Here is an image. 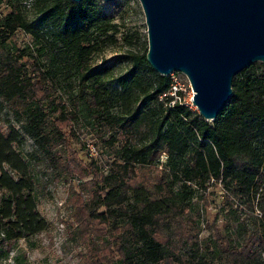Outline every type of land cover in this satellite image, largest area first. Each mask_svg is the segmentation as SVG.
I'll return each instance as SVG.
<instances>
[{
  "label": "trees",
  "instance_id": "1",
  "mask_svg": "<svg viewBox=\"0 0 264 264\" xmlns=\"http://www.w3.org/2000/svg\"><path fill=\"white\" fill-rule=\"evenodd\" d=\"M8 2L9 11L0 16V97L20 126L9 121L5 128L0 122V261L18 239L49 226L37 206L36 176L17 147L29 136L56 179L92 174L82 182L88 197L78 205L79 217L93 231L107 228L114 235L113 249L105 243L97 263L264 264V62L234 76L226 106L207 120L196 108L166 104L171 95L163 93L172 79L149 64L147 44L127 50L122 56L128 66L115 77L116 86L106 83L111 65H93L91 55L98 46L96 32L117 31V24L94 0H33L37 25L19 0ZM18 28L43 42L37 52L8 46ZM62 66L78 83L71 85L72 107L53 77ZM81 111L100 135L115 129L107 144L123 140L120 160L106 172L93 157L84 167L61 152L60 146L80 141L73 122ZM36 153L30 152L32 158ZM140 172L146 175L141 178ZM210 180L225 188L232 217V222L226 217L232 232L218 242L199 237L189 212L194 185L205 189ZM240 207L249 210L248 217L236 212Z\"/></svg>",
  "mask_w": 264,
  "mask_h": 264
},
{
  "label": "rangeland",
  "instance_id": "2",
  "mask_svg": "<svg viewBox=\"0 0 264 264\" xmlns=\"http://www.w3.org/2000/svg\"><path fill=\"white\" fill-rule=\"evenodd\" d=\"M94 1L101 14L111 16L112 21L117 24V31L109 30L104 34L96 32L98 46L91 55V62L93 65H111L104 75V79L109 86L115 87V77L124 72L128 66V61L123 60L122 55L129 49L143 50L146 44L148 45L145 14L139 0ZM19 2L25 7L28 19L37 25V13L33 0H19ZM9 9L8 0H2L0 16ZM46 29V27H42V30L46 32L45 37H50L52 32L46 31ZM128 35H131V41L127 39ZM7 44L14 50L31 47V50L37 52L43 42L35 39L32 34L22 28H18L7 39ZM43 60L49 68V60ZM56 64H60V61L57 60ZM54 70L56 73L53 77L58 92L64 96L68 107L74 106L75 98L72 97L70 89L71 85L78 84L75 76H72L67 66ZM76 92H78V86L74 89V93ZM184 95L190 99L188 92H185ZM193 107L197 109L196 106L193 105ZM9 121L20 126V122L11 113L9 105L0 97V122L7 128ZM73 125L80 141L71 140L66 148L60 146L63 156L72 155L75 162L84 167L88 166L90 157H93L104 172L108 171L112 161L120 160L119 149L122 148L123 140H116L112 144L106 143L110 134L115 132L114 128L100 135L90 124L89 118L85 117L84 111L79 113V119L75 120ZM17 147L29 160L36 176L38 181L37 206L49 220V226L39 233L18 239L10 251L1 258L0 264H100L97 263L98 252H104L105 249L102 247L105 243L110 242L111 246L114 238L113 232L107 228L99 233L93 231V225L86 224L84 217H79L78 209L79 203L88 197L82 182L90 180L92 174L83 177L68 174L61 175L60 179H56L53 168L42 158L31 137L26 136ZM35 151H37L36 157L32 158L30 152ZM165 156L162 153L160 161L155 164L159 169L164 166ZM145 175V172H140L139 177L142 178ZM194 187L196 189L189 212L195 219L199 237L211 236L212 240L217 242L227 240L232 232V227L230 223L226 222V217L231 218V222L232 217L227 214L229 206L224 201L225 188L222 183L210 180L205 189L198 185H194ZM256 211L258 212V209ZM236 212L241 218H246L249 210L240 207ZM233 238L237 241L238 235L235 234ZM92 240H95V244L92 243ZM96 245L101 249H98ZM214 245L215 242L212 243V246ZM111 248L113 249L112 246Z\"/></svg>",
  "mask_w": 264,
  "mask_h": 264
},
{
  "label": "water",
  "instance_id": "3",
  "mask_svg": "<svg viewBox=\"0 0 264 264\" xmlns=\"http://www.w3.org/2000/svg\"><path fill=\"white\" fill-rule=\"evenodd\" d=\"M139 1L147 61L161 74L184 72L197 110L215 119L233 93L234 76L264 62V0Z\"/></svg>",
  "mask_w": 264,
  "mask_h": 264
},
{
  "label": "built area",
  "instance_id": "4",
  "mask_svg": "<svg viewBox=\"0 0 264 264\" xmlns=\"http://www.w3.org/2000/svg\"><path fill=\"white\" fill-rule=\"evenodd\" d=\"M169 75L171 76L172 84L170 89L167 92H164L163 95H171V98L165 101L166 104L172 106L175 103H180L194 108L193 105L196 106L193 103L194 90L188 76L182 71H173ZM185 92L190 94V99L186 98L184 95Z\"/></svg>",
  "mask_w": 264,
  "mask_h": 264
}]
</instances>
